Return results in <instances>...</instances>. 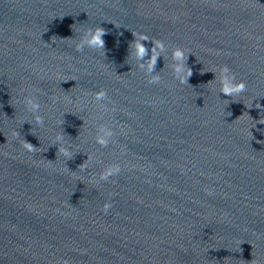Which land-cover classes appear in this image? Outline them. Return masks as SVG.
I'll list each match as a JSON object with an SVG mask.
<instances>
[{
	"label": "water",
	"instance_id": "95a60500",
	"mask_svg": "<svg viewBox=\"0 0 264 264\" xmlns=\"http://www.w3.org/2000/svg\"><path fill=\"white\" fill-rule=\"evenodd\" d=\"M0 264H264V0H0Z\"/></svg>",
	"mask_w": 264,
	"mask_h": 264
},
{
	"label": "clouds",
	"instance_id": "9594fccd",
	"mask_svg": "<svg viewBox=\"0 0 264 264\" xmlns=\"http://www.w3.org/2000/svg\"><path fill=\"white\" fill-rule=\"evenodd\" d=\"M99 31L100 30H98V34L94 37L93 41H91V42H101L102 43V40L100 39V36H99ZM29 103L32 105L33 109H36L39 107V105L37 103H35L34 101L29 100ZM36 119L39 121L40 117L37 116Z\"/></svg>",
	"mask_w": 264,
	"mask_h": 264
}]
</instances>
